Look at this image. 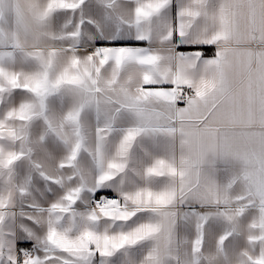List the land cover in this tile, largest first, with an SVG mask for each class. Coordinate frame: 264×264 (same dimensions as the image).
I'll return each mask as SVG.
<instances>
[{
    "label": "snow or ice",
    "instance_id": "obj_1",
    "mask_svg": "<svg viewBox=\"0 0 264 264\" xmlns=\"http://www.w3.org/2000/svg\"><path fill=\"white\" fill-rule=\"evenodd\" d=\"M0 264H264V0H0Z\"/></svg>",
    "mask_w": 264,
    "mask_h": 264
}]
</instances>
